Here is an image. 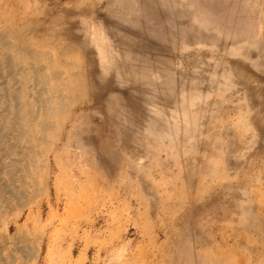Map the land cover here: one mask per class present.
<instances>
[{
  "label": "rangeland",
  "instance_id": "1",
  "mask_svg": "<svg viewBox=\"0 0 264 264\" xmlns=\"http://www.w3.org/2000/svg\"><path fill=\"white\" fill-rule=\"evenodd\" d=\"M10 44L66 104L0 264H264V0H0Z\"/></svg>",
  "mask_w": 264,
  "mask_h": 264
},
{
  "label": "bare ground",
  "instance_id": "2",
  "mask_svg": "<svg viewBox=\"0 0 264 264\" xmlns=\"http://www.w3.org/2000/svg\"><path fill=\"white\" fill-rule=\"evenodd\" d=\"M44 61H48L46 69L41 65ZM0 62L6 69V72L0 76L2 79L0 82V213L5 215L13 210L25 208L37 196V189H26L22 179H26V184L29 186L36 183L32 179L40 165L33 158L34 143L41 144L40 141L45 135V124L58 113H62L66 103L65 97L57 93V89H55L56 93L53 91L49 93L46 89L47 84L55 85L62 79L61 73H58L49 62L47 55L31 53L28 50L19 53L16 47L10 44L5 45L2 52L0 48ZM26 91H31L30 103L26 102V99L25 101L20 99L24 98ZM32 116L36 117L37 122L32 118L29 119ZM29 120L32 122L29 123ZM33 122L38 128L44 127L39 130L37 133L39 137L35 140L32 137ZM19 154L27 158L21 160L23 168L17 166L20 160L16 159V156ZM43 160L45 161V157ZM18 174L21 175L19 180L16 177ZM28 179L32 181L29 182ZM40 192L41 190L38 195ZM1 220L0 215V229ZM13 227L14 225L7 226L4 232L0 231V250L3 244L18 243L22 233L18 228ZM11 228L15 230L13 235L10 233ZM20 248L25 259H32L34 255L31 249L26 245ZM16 250L19 251L17 245L11 244V259L15 257Z\"/></svg>",
  "mask_w": 264,
  "mask_h": 264
}]
</instances>
